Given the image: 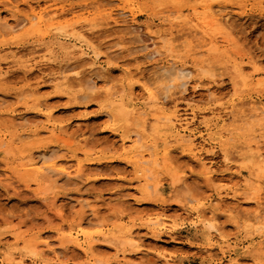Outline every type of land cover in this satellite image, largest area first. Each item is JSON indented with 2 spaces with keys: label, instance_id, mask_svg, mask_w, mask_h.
Returning <instances> with one entry per match:
<instances>
[{
  "label": "rangeland",
  "instance_id": "1",
  "mask_svg": "<svg viewBox=\"0 0 264 264\" xmlns=\"http://www.w3.org/2000/svg\"><path fill=\"white\" fill-rule=\"evenodd\" d=\"M206 5L226 8L229 26L203 27ZM122 9L136 13L133 22L99 18L109 12L119 17ZM32 16L40 19L23 21ZM92 19L98 25L82 30ZM168 20L178 24L176 47L162 48L158 60L149 61L140 49L149 41L145 25L168 30ZM80 31L87 32L86 43ZM160 36L154 41L159 48L165 45ZM75 45L98 58L84 61ZM175 63L193 76L186 88L172 82L165 98L162 87L171 84L166 70ZM69 65L78 71L67 74L72 87L61 85L59 74ZM109 88L114 96L105 95ZM147 89L160 94L161 107H151ZM87 92L96 96L79 99ZM120 103L144 109L140 125H129L143 136L139 151L115 130L111 110ZM232 105L237 110L227 114ZM175 110L192 121L194 152L212 178L156 119ZM263 114L264 0H0V264L21 257L25 264H264V232H254L264 222V165L250 160L264 154ZM18 121L27 123L14 125ZM51 147L70 165L71 150L81 160L85 151L94 163L68 186L62 177L53 180L26 166L30 156ZM166 148L172 163L163 157ZM136 152L152 161L148 182L157 191L128 160ZM186 173L188 188L174 190L173 179ZM156 219L163 222L157 235L149 230ZM209 223L218 229L210 238ZM83 233L90 235L89 253L67 240L72 234L83 243ZM129 233L141 239L143 253L127 242Z\"/></svg>",
  "mask_w": 264,
  "mask_h": 264
},
{
  "label": "bare ground",
  "instance_id": "2",
  "mask_svg": "<svg viewBox=\"0 0 264 264\" xmlns=\"http://www.w3.org/2000/svg\"><path fill=\"white\" fill-rule=\"evenodd\" d=\"M4 3H7V2H4ZM204 7H205V12H206L207 16L199 19L200 24H202L203 27H205L206 29H209L211 23H215L217 25L225 26V27L229 26V20L232 17H230V12H228L226 8H220V9L217 8L218 10L214 11L212 9V7H213L212 5H206ZM117 16H119V17H116V15H114L113 12H109V13H101L99 15V18L100 19L101 18L102 19H109L113 23L119 24L120 22H126L127 19H129V18H131L130 20H131V22H133L135 19L136 13L133 10L125 11L124 9H122L119 12V14H117ZM120 17H121V19H118ZM3 19H6V18L4 17ZM35 19L36 20L40 19V17L39 16L38 17L32 16V17H28V18L24 19L23 21L31 22ZM178 19H179V17H176V20H178ZM86 22H87L86 23L87 25L81 26L82 30L86 29V27L92 28V27H95L98 25V23L96 22V19L86 20ZM164 22H166V21H164ZM19 23H20V25H22L21 24L22 22H19ZM2 25L7 26L6 23L2 24ZM167 25L169 26L168 30H153L152 27L154 25L152 23H147L145 25V29L147 30L146 34L149 37V39H148L149 41H144V43L140 47V49H141V51H144L145 58L148 59L149 61H157L158 57L162 55V51H161L162 48L167 47L168 51H169L170 49H173L174 47H176L178 37H176L174 30L178 26V24L175 23L173 20H168ZM156 26L160 27V26H162V24L161 25L159 24ZM15 27H17V26H15ZM15 29L16 28H14V30ZM56 29L58 31L62 30V26H60V24L57 22H56ZM86 33H87L86 31H80V33H79V37L82 39V41L84 43H86V41H88V36L86 35ZM159 33H165V36H167V37L170 36V37L167 40H165L166 38L164 36H160ZM203 33L205 35L208 34L207 30H203ZM139 36L140 35H138V38H140ZM155 36H160L158 38L162 39L164 41L165 45L162 46L161 48H159L157 43L154 42ZM140 41H142V40L140 39ZM116 45L118 46L119 44L116 43ZM114 47H115V45H114ZM74 48H77L79 50L80 55L85 58L84 59L82 57L84 61L93 60L94 58H98V53L96 51H93L94 54H93V56H91L90 54H88L84 50V48L82 46L75 45ZM119 48H120V46H119ZM112 58H113V55H112ZM177 64L178 63L172 64L169 69L165 68V69H167L166 72L168 73L167 78H168V80L170 78L169 81L171 82V84H167L164 87H162V89L164 91L163 90H162L163 92L160 91L161 95H165L167 90H169L170 88L175 86L172 82L179 81V87L180 88H186V86L191 83L190 81H191L192 76H193V71L191 69L187 68L184 64H181V65H177ZM166 72H165V74H166ZM68 73H72L73 75H78V71L74 70V67H72V66L70 67V65L61 67V71L59 73L61 76V80H62L61 85L72 87L71 86L72 82L70 81V79L67 76ZM147 90H148V94H149V102L151 103V107H155V108L161 107L160 94H157L156 92H154L150 89H147ZM115 93H116L115 91H113L111 88H109L108 91L105 93V95L106 96H114ZM27 94L28 93L26 91H23L21 93V97H25ZM166 95H165V98H166ZM95 96H96V93L87 92V93L82 94L79 97V99L81 98L82 100H88V99H91ZM39 106H41L40 103H39ZM236 110H237L236 106L232 105L231 110L227 114H233ZM42 111L43 110H41V108L39 107L38 112L41 113ZM254 111L257 112V109H254ZM262 113H263V111H262ZM143 114H144V109H142V108H129L127 105H125L123 103H120L119 105H117L116 107H114L111 110V115L114 118V121L116 123V129L115 130H122L123 131V138H122L123 141L124 140H127V141L132 140L134 143H137V145H135V147L138 148L137 151H139V149L141 150L144 147L142 144L143 136L141 135L140 132L129 129V125L135 124V126H139L143 119H140L139 122H136V120H137V117L140 118ZM45 115L49 119L54 117V115L52 117V115L50 113H47ZM156 119L158 121H164L165 123H167V125L169 126V129L171 130V137L175 140V142H177V144L179 146L178 148L181 149L182 153L189 154V156L192 159H194V161L196 163L201 165V167L203 168L202 175L205 178H208V179L212 178L213 170L210 168V166H207L202 161V159L199 158L197 156V154L194 152V148L196 147V144H195L196 136H195V133L193 131L189 130V128H188V126L191 124L192 121H188L187 118L181 117V115L179 114V112L177 110H175L172 114L158 113V114H156ZM18 120H19V118H18ZM19 121H18V123L14 124V125H20L21 126V125H24L25 123H27L26 121H24L21 124ZM50 122H51V120H50ZM133 134L135 135L136 139H133V137H134ZM155 136H153V137H155ZM80 142H83L84 145L88 144V141L86 138H84ZM69 143H70V141H69ZM69 143H66V145L69 146L68 148H71ZM254 144L256 147H258L257 142H255ZM251 147H252V144L249 143L248 148L251 149ZM59 151L60 150L57 148H52L48 151L37 152L35 155L30 156L29 162L26 164V166H29V168L34 170V172L36 174L44 175L47 178H50L53 180L56 177H59V178L62 177V179L64 178V180H66V182H67L66 185H67L68 182L73 177L78 178L79 176L83 175L85 173L87 166L94 163L88 158L87 153L85 151H82V154L85 155V159L81 160V159H79L77 151L71 150L70 151L72 153L71 157L73 158L71 160H73V162H75V163L73 165H70L71 161H69L67 159H60L59 158V155H58ZM223 152L225 154L224 159L227 160L226 150L223 149ZM155 157H156V155H155ZM163 157L165 160L172 163L173 155H172V152L170 149L166 148L164 150ZM128 160L133 164L135 170L141 174V177L143 178V180L147 182L146 187L151 188L153 191H157L156 186H153L152 184H149V182H148V179L152 178L154 176V168L149 167V165L152 163V161L148 160L146 155L143 154L142 152L141 153L136 152V153L131 154ZM250 160H254L258 164L264 165V154L258 153L256 156V159L252 158ZM185 175L190 176L191 174L186 173L184 175L177 176L176 178L173 179L172 184L174 186V190L178 189V188H180V189L181 188H188V185L185 183V179H184ZM71 182L72 181H70L69 183H71ZM73 182H74V180H73ZM71 184H68V185H71ZM48 191H46V192H48ZM185 193L186 192H184L183 195ZM188 194H189V192H188ZM229 198H235V197L230 196ZM218 200L219 201L222 200L220 194H219ZM87 205L88 204L85 203L84 206H87ZM255 219H258V217H255ZM91 223H92V221H90V224ZM248 224H249V222H248ZM162 225H163V222L160 219H156V220L151 222L149 230L152 233L157 235L158 232L162 229ZM250 225H246L245 229L248 230L249 228H251ZM212 230L218 231L215 224L209 223L206 226V232H205L207 237L210 238L212 236V232H211ZM254 232H264V222H261L258 225H256V227L254 228ZM83 234L85 236V240L83 243H81L76 237H73L72 234L68 237L67 240L69 242H71L73 245L80 247V248H83L86 253H89L91 247H90V242H89L88 238L90 235H88L86 233H83ZM127 242L129 244L135 246L137 251H139L140 253H143L146 250V248L141 243V239L139 237H136L132 233H129ZM61 243L63 244V242H61ZM44 244L46 245V248H48V249L51 248L50 244L47 241H44ZM226 246L229 247V244ZM221 250L225 254L223 247H221ZM56 258L59 259L58 252H56ZM4 261L8 264H13L12 258L6 259ZM235 261L236 260H231V262H235ZM97 262H98V264H107L101 260H97ZM16 264H25V260L21 257L20 260Z\"/></svg>",
  "mask_w": 264,
  "mask_h": 264
}]
</instances>
